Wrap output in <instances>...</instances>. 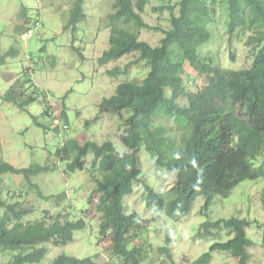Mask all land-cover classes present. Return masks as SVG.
Masks as SVG:
<instances>
[{"label": "trees", "instance_id": "obj_1", "mask_svg": "<svg viewBox=\"0 0 264 264\" xmlns=\"http://www.w3.org/2000/svg\"><path fill=\"white\" fill-rule=\"evenodd\" d=\"M161 1L176 2L173 7L160 5L155 9L169 10L170 17V29L162 31L164 37L158 47L152 48L138 37L141 30L149 29L141 18L149 0H115L114 13L108 17L110 48L99 59L100 64L136 53L149 68L140 84H119L115 94L101 104L106 112L127 113L121 137L127 152L119 153L110 142L82 145L76 139L66 141L60 151V160L72 173L88 154L94 159L92 167L98 163L99 178L88 204L96 196L99 241L109 240L107 250L120 264H144L151 250L146 242V225L136 214H125L124 199L132 193L134 184L143 182L152 220H160L164 214L178 221L190 213L197 198L203 201L200 213L206 215L217 197L227 198L246 180L264 178V0L225 1L228 41L245 38L244 45L253 54L252 65L238 71L222 69L213 57H201L199 52L211 39L208 26L214 22L216 0ZM82 2L75 1L69 27L85 18ZM25 13L22 11V16ZM14 53L10 50L0 55V66ZM3 100L14 101L6 96ZM19 107L23 109L22 104ZM142 147L155 156L157 167L174 175L172 188L164 194L145 185L139 162ZM259 157L262 164L255 169L252 162ZM45 170L38 166L17 170L0 162V176L20 173L29 180V176ZM93 172L94 168L92 176ZM37 193L47 201L66 199V194ZM262 199L264 207V196ZM1 209L0 252L12 255L6 264H41L47 250L40 245L64 247L72 242L75 231L86 228L82 219L67 220L60 214L25 221L30 213L18 203L6 205L0 200ZM253 223L238 218L202 223L198 229L201 237L221 238L226 232L229 238L214 242L192 264H209L213 252L229 254L239 264H247V249L252 243L246 230ZM261 227L264 243V225ZM135 242L138 245L134 246ZM156 253L167 264H174L168 245L157 248ZM50 264L96 263L90 258L60 255Z\"/></svg>", "mask_w": 264, "mask_h": 264}, {"label": "rangeland", "instance_id": "obj_2", "mask_svg": "<svg viewBox=\"0 0 264 264\" xmlns=\"http://www.w3.org/2000/svg\"><path fill=\"white\" fill-rule=\"evenodd\" d=\"M75 1L0 0V55L15 51V56L8 57L0 66V162L17 170L35 166L48 169L29 176V180L20 173L2 174L0 200L6 205L18 203L29 211L24 219L28 222L40 220L44 215L50 219L56 214L66 216L67 220L74 221L79 215L89 220L90 227L75 231L68 245H40L47 250L41 264H50L60 255L79 260L90 258L96 264H120L107 250L109 240L99 241L100 216L94 209L96 196L88 204L95 180L99 178L98 163L92 167L94 159L88 154L83 157L81 167L72 173L66 169V162L60 160V151L66 141L76 139L82 145L85 142L98 145L110 142L119 153H126L121 137L125 134L127 113L106 112L101 104L115 94L119 84H140L149 69L145 62L138 60L136 53L101 65L99 59L110 48L108 17L114 13L112 5L115 0H82L81 12L85 18L69 27ZM225 1L216 0L214 22L208 26L211 39L199 52L201 57H213L222 69H247L252 65L253 54L245 47V38L228 41ZM175 2L149 0L141 15L149 29L140 31V42L152 48L159 46L164 37L162 31L170 29V17L169 10L159 12L155 9L160 5L173 7ZM22 11L26 12L25 16ZM174 13L177 14V9ZM36 23L40 27L35 28ZM29 29L34 30V34L26 37ZM4 96L14 99V103L4 101ZM155 159L143 147L140 149L139 162L145 185L164 194L172 188L174 175L157 167ZM252 164L258 169L262 158ZM144 190L143 182L136 183L132 193L124 199L125 214H136L147 227L146 242L151 250L144 264H167L156 253L157 248L166 245L174 264H192L208 252L214 242L229 238L226 232L221 233V238H203L198 234L200 225L230 218L254 222L246 230L252 243L247 249V264H264V243L261 240L264 178L246 180L227 198L217 197L206 215L200 213L203 201L199 197L190 213L178 221L164 214L160 220H152V209L146 207ZM39 191L44 196L66 194V199L47 201L38 195ZM3 212L1 209L0 216ZM11 257L0 252V264L8 263ZM209 264L239 262L229 254L213 252Z\"/></svg>", "mask_w": 264, "mask_h": 264}, {"label": "clouds", "instance_id": "obj_3", "mask_svg": "<svg viewBox=\"0 0 264 264\" xmlns=\"http://www.w3.org/2000/svg\"><path fill=\"white\" fill-rule=\"evenodd\" d=\"M38 27H40V25L38 24V23H36L35 24V28H38ZM28 32H31V34H28ZM33 34H34V30H32V29H29V30H27V32H26V37H31V36H33ZM149 69V68H148ZM146 78V77H145ZM117 88V87H116ZM118 114V113H117ZM91 155V154H90ZM93 157V156H92ZM168 191V190H167ZM78 219H82L83 221H84V223L86 224V228H89L90 227V224H89V220L88 219H86L83 215H79V217L78 218H75V220H78ZM74 220V221H75ZM73 221V220H72ZM71 243V242H70ZM68 245V244H67Z\"/></svg>", "mask_w": 264, "mask_h": 264}, {"label": "built area", "instance_id": "obj_4", "mask_svg": "<svg viewBox=\"0 0 264 264\" xmlns=\"http://www.w3.org/2000/svg\"><path fill=\"white\" fill-rule=\"evenodd\" d=\"M28 34H31V32H28Z\"/></svg>", "mask_w": 264, "mask_h": 264}]
</instances>
